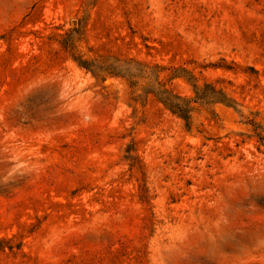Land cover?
I'll return each mask as SVG.
<instances>
[{
  "label": "rangeland",
  "instance_id": "374dc122",
  "mask_svg": "<svg viewBox=\"0 0 264 264\" xmlns=\"http://www.w3.org/2000/svg\"><path fill=\"white\" fill-rule=\"evenodd\" d=\"M0 264H264V0H0Z\"/></svg>",
  "mask_w": 264,
  "mask_h": 264
}]
</instances>
